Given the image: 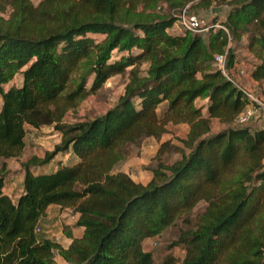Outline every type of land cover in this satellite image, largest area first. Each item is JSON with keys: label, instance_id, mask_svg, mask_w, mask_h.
I'll list each match as a JSON object with an SVG mask.
<instances>
[{"label": "trees", "instance_id": "obj_1", "mask_svg": "<svg viewBox=\"0 0 264 264\" xmlns=\"http://www.w3.org/2000/svg\"><path fill=\"white\" fill-rule=\"evenodd\" d=\"M159 1L171 8L126 21L140 2ZM186 1L0 0V264H55L56 254L71 264H154L142 241L178 220L189 227L169 246H183L181 264H264V123H235L248 101L213 64L229 36L245 37L257 59L249 75L264 94V0H226L219 24L228 33L208 30L207 42L198 33L168 32ZM233 66L227 50L226 68ZM125 73L123 93L102 114L64 120L88 92ZM201 96L206 104L197 106ZM211 118L220 128L211 129ZM168 123L188 130L176 147L180 158L164 163ZM25 124L52 126L60 137L21 163L22 189L12 198L4 191L6 159L21 154ZM147 137L160 142L151 179L143 184L114 171ZM59 153L72 160L39 170ZM51 204L68 208L83 228L72 237L64 227L66 247L36 233ZM160 264L175 258L165 255Z\"/></svg>", "mask_w": 264, "mask_h": 264}, {"label": "rangeland", "instance_id": "obj_2", "mask_svg": "<svg viewBox=\"0 0 264 264\" xmlns=\"http://www.w3.org/2000/svg\"><path fill=\"white\" fill-rule=\"evenodd\" d=\"M33 4H37L39 0H31ZM143 2L137 4L133 11L125 12L128 19H143L147 16H153L157 14L167 12L171 6L166 2H156L151 6L142 5ZM229 6L226 4V0H187L186 3L178 10L181 13L194 12L200 18L207 22L209 25L208 30L215 31L219 27V22L223 20L226 15ZM131 20V21H132ZM130 23V22H129ZM170 33L185 34V33H198L204 41L207 42L209 37V31L195 32L193 30L185 29L184 27L173 24L172 27L167 29ZM96 40H100L103 35H96ZM228 50V53H233L234 60L237 66L243 67L246 70V75L240 77L241 85H244L249 90H252L256 94L261 93V87L258 82L254 83L249 75L252 65L257 61L251 51L247 47V41L245 37L233 38L230 36L227 39V43L224 46V51ZM214 53V52H213ZM147 66L146 61L140 62V74H145V68ZM81 68H83L81 66ZM76 75V74H75ZM77 77V75H76ZM78 79V78H77ZM92 76L88 77L85 82L84 90H88L91 87ZM17 81V80H16ZM75 81V80H74ZM127 82V74H114L110 76L103 85L96 89L94 92H88L87 95L77 102L76 105L70 107L66 113L64 120L75 121L80 119H86L88 117L102 114L105 110L111 107L123 93L124 86ZM70 86H73L70 84ZM207 99L205 97H197L195 104L205 105ZM164 102L160 103L157 107V111L160 113L164 107ZM202 113L206 115L205 106L202 108ZM259 120H261L259 122ZM264 123V116L259 114L248 123L252 126L260 125ZM222 123L217 118H211L210 127L212 130L220 128ZM24 148L21 154L17 158L6 159L8 173L6 174L4 182V191L12 198L20 193L22 189L24 170L21 163L31 157L32 155L41 157L45 151H49L53 146L59 142V134L52 126H42L40 128H34L28 124L24 125ZM188 126L185 123H168L165 126V132L161 136L162 142L170 143L165 147V150L160 156V159L164 163H171L180 158L181 153L176 149L180 147V138L186 136ZM160 142L153 137H147L141 143L140 147L129 148L127 157L115 164L114 171H124L130 175V177L137 182L146 183L151 179V168L155 165V154L159 148ZM187 150V148H185ZM72 159L68 153H59L54 159L46 166L39 170L50 171L57 167L59 163H68ZM2 161V159H0ZM264 162V159H263ZM204 202L200 201L193 209L191 219L194 220L195 214L198 211H202ZM74 214L68 209H61L59 207H51L48 209V213L43 217L39 223L36 233L38 237H47L55 242L66 244L65 226H69L72 233L79 234L80 229L74 225ZM189 225L184 221L178 220L174 225L165 229L159 236L145 239L143 248L149 250L152 253L154 264H160L165 255L171 254L175 258V264H181V260L184 257L183 246L170 247V243L177 238L180 230L188 228ZM55 264H71L63 261L58 254L55 255Z\"/></svg>", "mask_w": 264, "mask_h": 264}, {"label": "built area", "instance_id": "obj_3", "mask_svg": "<svg viewBox=\"0 0 264 264\" xmlns=\"http://www.w3.org/2000/svg\"><path fill=\"white\" fill-rule=\"evenodd\" d=\"M174 24L195 32L207 31L209 28L208 23L204 22L196 13L185 12L184 10L178 15ZM219 27L228 33L226 27L222 25H219ZM213 64L225 77L241 90L248 101L247 105L236 115L234 120L235 123H246L259 116V114L264 116V94H256L244 85H241L240 77L246 75V70L239 66L226 68V50L222 53L214 54Z\"/></svg>", "mask_w": 264, "mask_h": 264}, {"label": "crops", "instance_id": "obj_4", "mask_svg": "<svg viewBox=\"0 0 264 264\" xmlns=\"http://www.w3.org/2000/svg\"><path fill=\"white\" fill-rule=\"evenodd\" d=\"M254 83H256L257 81H255V80H253V79H251ZM257 84V83H256ZM261 120H259V122H260ZM263 124V123H262ZM9 195V194H8ZM59 207V205H55V204H51V205H49L48 207H47V209H46V215H47V213H48V209L49 208H51V207ZM60 208V207H59ZM65 209V208H64ZM45 215V216H46ZM44 216V217H45ZM75 215H74V225H75ZM42 219V218H41ZM76 226V225H75ZM68 228H67V230L71 233V235H72V237H79V236H81L82 235V232H83V228L81 227V226H77L79 229H80V231H79V234H75V233H72V231L69 229V226H67ZM150 238H152V237H150ZM66 239H68V242L64 245V244H61V245H63V247H66L69 243H70V241H71V237H68L67 235H66ZM147 239V238H146ZM145 242V239L142 241V244ZM61 258V257H60ZM62 259V258H61ZM63 260V259H62ZM63 261H65V260H63Z\"/></svg>", "mask_w": 264, "mask_h": 264}]
</instances>
